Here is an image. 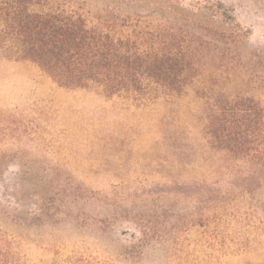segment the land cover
<instances>
[{"label":"rangeland","instance_id":"374dc122","mask_svg":"<svg viewBox=\"0 0 264 264\" xmlns=\"http://www.w3.org/2000/svg\"><path fill=\"white\" fill-rule=\"evenodd\" d=\"M47 1L91 23L174 35L198 76L177 97L139 105L63 87L0 49V234L11 261L264 264V181L248 190L210 148L199 94L216 84L264 105V0Z\"/></svg>","mask_w":264,"mask_h":264},{"label":"trees","instance_id":"16d2710c","mask_svg":"<svg viewBox=\"0 0 264 264\" xmlns=\"http://www.w3.org/2000/svg\"><path fill=\"white\" fill-rule=\"evenodd\" d=\"M118 26L91 23L47 0H0V49L35 63L63 87L97 88L146 105L192 86L198 71L189 61V47L177 37ZM202 87L207 143L251 190L264 181V105L216 84ZM0 264H16L1 234Z\"/></svg>","mask_w":264,"mask_h":264}]
</instances>
